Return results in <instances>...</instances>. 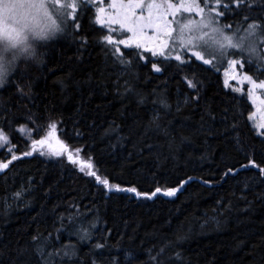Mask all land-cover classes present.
Listing matches in <instances>:
<instances>
[{
  "label": "trees",
  "instance_id": "1",
  "mask_svg": "<svg viewBox=\"0 0 264 264\" xmlns=\"http://www.w3.org/2000/svg\"><path fill=\"white\" fill-rule=\"evenodd\" d=\"M196 1L264 35V0ZM71 20L0 69V264H264V137L224 84L229 57L256 82L264 61L117 48L93 5Z\"/></svg>",
  "mask_w": 264,
  "mask_h": 264
},
{
  "label": "rangeland",
  "instance_id": "2",
  "mask_svg": "<svg viewBox=\"0 0 264 264\" xmlns=\"http://www.w3.org/2000/svg\"><path fill=\"white\" fill-rule=\"evenodd\" d=\"M81 3L94 6L97 23L117 48L136 47L172 58L186 52L215 67L223 65L229 51L254 64L264 61V35L257 25L227 30L213 10H203L196 0H0V69L23 54L29 37L46 36L56 23L62 21L64 26L72 21ZM67 12L70 19L65 17ZM238 59L229 57L224 84L229 89L239 87L249 98L253 105L250 122L264 137V82L240 72ZM20 131L28 137L27 130ZM7 144L0 132V150Z\"/></svg>",
  "mask_w": 264,
  "mask_h": 264
},
{
  "label": "water",
  "instance_id": "3",
  "mask_svg": "<svg viewBox=\"0 0 264 264\" xmlns=\"http://www.w3.org/2000/svg\"><path fill=\"white\" fill-rule=\"evenodd\" d=\"M56 146L63 147V144H61L60 142H56Z\"/></svg>",
  "mask_w": 264,
  "mask_h": 264
}]
</instances>
